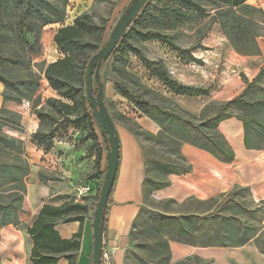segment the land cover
Instances as JSON below:
<instances>
[{
	"label": "rangeland",
	"instance_id": "374dc122",
	"mask_svg": "<svg viewBox=\"0 0 264 264\" xmlns=\"http://www.w3.org/2000/svg\"><path fill=\"white\" fill-rule=\"evenodd\" d=\"M162 1L150 0L144 17L130 25L99 73L104 105L117 132L127 131L139 141L146 174L143 205L123 231L105 237V247L115 249L113 264H264V156L250 152L237 162H223L200 148L224 140L233 151L234 144L220 130L222 121L213 124L225 112L242 124L243 138L242 120L247 121L251 145L264 149L259 134L264 129V0L245 2L262 11H247L253 21L247 33L259 34L258 55L236 52L213 11L167 27L159 20ZM129 2L66 0L64 21L45 26L39 40L34 33L0 31V79L7 85L0 82V133L23 142L30 165L26 188L32 181L48 180L71 188L50 197L47 205L84 207L70 213L81 218L80 243L84 221L92 223L107 167L106 147L85 98V71ZM83 14L95 26L76 53L64 97L51 87L45 70L64 57L54 43L55 32ZM234 41L244 49L242 37ZM36 52L40 56L31 57ZM156 74L198 95L176 94ZM55 100L68 106L66 112ZM33 145L65 158L66 175L49 170L52 166L35 172L29 158ZM10 160L0 153V161ZM74 170L84 171L83 179L73 176ZM172 178L174 193L156 198ZM25 198L26 193L18 224L7 225L22 233L36 219ZM8 240L0 264L20 256L22 240ZM171 243L210 247L209 257L197 249L182 256L170 250ZM92 250L90 245L79 249L73 264L84 254L92 264Z\"/></svg>",
	"mask_w": 264,
	"mask_h": 264
},
{
	"label": "trees",
	"instance_id": "16d2710c",
	"mask_svg": "<svg viewBox=\"0 0 264 264\" xmlns=\"http://www.w3.org/2000/svg\"><path fill=\"white\" fill-rule=\"evenodd\" d=\"M162 2L163 13L160 15L159 20L163 21L167 27L173 28L178 24L183 25L190 18L205 16L213 11V17L219 22L223 33L236 52L244 55H258L259 49L256 39L259 34L256 31L251 34L247 33L248 25L253 23L252 20L247 18V11L250 13H261L262 11L246 5V0H163ZM148 9L149 3L132 23L141 20ZM65 13L66 0H0V31L6 28L7 30H18L24 34L34 33L39 40L43 28L50 24L63 22ZM262 14L264 13L262 12ZM13 20L15 21L12 22ZM94 26L91 17L83 14L75 18L73 25L61 27L54 34V43L64 57L47 66L45 77L51 87L61 96L68 97L63 88L69 83L71 68L77 57L76 53L82 51L87 45L86 38L91 34ZM234 36L242 37L245 45H243L244 49L241 50L236 47ZM153 37L151 35L148 38ZM38 56H40V53L36 52L31 57L36 58ZM104 65L105 63L101 65L100 71ZM156 75L176 94L198 95V92L193 88L177 86L168 79L161 77V75ZM0 82L7 87L3 79H0ZM7 99L8 97L5 95L4 100ZM20 101L21 97L15 100L18 103ZM54 102L59 104L64 111L68 109V106L63 103L57 100ZM228 118L229 115L224 112L221 116L213 119V124L217 127L219 122ZM242 122L245 147L247 149H260L259 146L251 145L249 125L245 120H242ZM2 126L0 124V129ZM259 134L263 137L264 129ZM200 148L218 157L223 162H231L234 158L233 151L224 140L221 143L212 142L210 145L200 146ZM1 152L8 154L11 160L7 162L0 161V228L18 224L22 212V201L26 193L25 180L30 172V165L25 157L22 141L0 133ZM5 186L8 188L5 189ZM112 195L113 190L104 209L103 234L105 232L108 205L111 204ZM83 209L82 205H73L72 203H64L58 207L43 205L35 221L27 229V233L33 242L30 256L32 264H57L61 258L67 259L68 264H73V259L80 248L79 235L64 240L58 235L54 227L60 222L80 221V217H70V213L72 211L80 212Z\"/></svg>",
	"mask_w": 264,
	"mask_h": 264
},
{
	"label": "crops",
	"instance_id": "0c3cea01",
	"mask_svg": "<svg viewBox=\"0 0 264 264\" xmlns=\"http://www.w3.org/2000/svg\"><path fill=\"white\" fill-rule=\"evenodd\" d=\"M34 125L35 127L37 126L36 124ZM220 130L224 136H226L230 142L234 144L232 148L236 162L241 160L246 155H249L250 152L253 154H262V156H264V149H247L244 146L241 123H238L235 120H224L220 123ZM118 136L120 143V159L111 204L108 205L107 216L105 219V232L102 237L103 243L106 236H116L119 231H123V229L130 224L131 220L137 214L139 207L142 206L145 201L144 183L146 174L140 143L127 131L118 132ZM31 152L32 153L29 155V158L32 163V169L35 172L40 168L48 169V167L52 166L49 170L61 175H66L65 170L67 167L64 168V164L67 161H64L65 158H63L59 153H55L54 149H52V151H45L42 148L33 145V150ZM72 172L73 176H77L80 179H83L85 176L83 173L84 171L81 170H74ZM173 180V178L170 179V187L160 189L155 193L156 198H166L174 193L175 185L173 184ZM53 183L56 182L48 180L46 184H44L39 181H37V183L32 181L27 186L25 198L26 207L31 210L32 213L36 214V217L43 205L48 204L47 200L50 197L66 194L71 190L70 187H64V185H61L62 183L60 182H58L60 184ZM80 222L81 220L71 221V223L65 224L60 222L55 225L54 229L62 239L68 240L75 235H79ZM8 237H12L16 240L21 239L22 241L17 247V251L20 253V256H10V259L5 261L6 264H32L30 262V256L33 242L28 235L27 230H23L22 234L20 230H11L7 226L2 227L0 229L1 252L7 245L6 241H8ZM81 239L82 243H80V251L83 252L87 250L89 245L93 246L92 223H90L89 220L84 221ZM196 249L199 250V252H202L203 258L209 257L208 254L210 252V247L195 248L188 245H179L177 243L170 244V250L175 253L181 252L182 256L195 254ZM118 256L117 252L115 256L116 260ZM67 263V260H64V263H61V259L57 262V264ZM76 264H89L87 256L85 254L79 255Z\"/></svg>",
	"mask_w": 264,
	"mask_h": 264
},
{
	"label": "water",
	"instance_id": "95a60500",
	"mask_svg": "<svg viewBox=\"0 0 264 264\" xmlns=\"http://www.w3.org/2000/svg\"><path fill=\"white\" fill-rule=\"evenodd\" d=\"M149 2L150 0H130L111 30L106 43L93 55L85 71V98L104 141L107 162L101 193L92 219V264H101L104 209L114 188L120 159L119 136L103 102V84L100 81L99 71L101 65L111 57L132 22ZM93 85L96 86L95 92Z\"/></svg>",
	"mask_w": 264,
	"mask_h": 264
},
{
	"label": "built area",
	"instance_id": "2783aa9c",
	"mask_svg": "<svg viewBox=\"0 0 264 264\" xmlns=\"http://www.w3.org/2000/svg\"><path fill=\"white\" fill-rule=\"evenodd\" d=\"M109 248H106L105 244L102 242L101 264H113V254H114L115 249L111 247Z\"/></svg>",
	"mask_w": 264,
	"mask_h": 264
},
{
	"label": "bare ground",
	"instance_id": "6f19581e",
	"mask_svg": "<svg viewBox=\"0 0 264 264\" xmlns=\"http://www.w3.org/2000/svg\"><path fill=\"white\" fill-rule=\"evenodd\" d=\"M9 232V231H8ZM23 234V233H22ZM20 235V234H19ZM9 238V237H8ZM11 240V239H10ZM9 241V240H8ZM30 241V240H29ZM29 243V242H28ZM8 244V243H7ZM31 245V244H30ZM22 246V245H21ZM28 248H31V247H28ZM12 256V255H11ZM16 259V258H15ZM18 259V258H17ZM16 263V262H15ZM17 264V263H16Z\"/></svg>",
	"mask_w": 264,
	"mask_h": 264
}]
</instances>
